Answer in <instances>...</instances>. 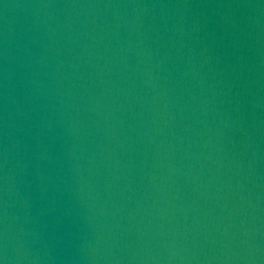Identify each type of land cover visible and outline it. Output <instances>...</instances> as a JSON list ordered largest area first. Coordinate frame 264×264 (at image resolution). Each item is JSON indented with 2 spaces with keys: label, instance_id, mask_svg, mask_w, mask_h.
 Here are the masks:
<instances>
[{
  "label": "water",
  "instance_id": "obj_1",
  "mask_svg": "<svg viewBox=\"0 0 264 264\" xmlns=\"http://www.w3.org/2000/svg\"><path fill=\"white\" fill-rule=\"evenodd\" d=\"M0 264H264V0H0Z\"/></svg>",
  "mask_w": 264,
  "mask_h": 264
}]
</instances>
